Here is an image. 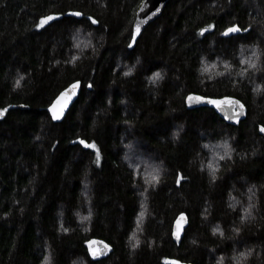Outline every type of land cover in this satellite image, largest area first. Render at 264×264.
<instances>
[{"label": "trees", "instance_id": "trees-1", "mask_svg": "<svg viewBox=\"0 0 264 264\" xmlns=\"http://www.w3.org/2000/svg\"><path fill=\"white\" fill-rule=\"evenodd\" d=\"M142 1L0 0V264H264V0H169L129 50Z\"/></svg>", "mask_w": 264, "mask_h": 264}, {"label": "water", "instance_id": "water-1", "mask_svg": "<svg viewBox=\"0 0 264 264\" xmlns=\"http://www.w3.org/2000/svg\"><path fill=\"white\" fill-rule=\"evenodd\" d=\"M169 0H143L134 19L132 26L131 40L128 49L134 48L138 38L143 31L155 20H157ZM81 90L79 81L70 84L62 90L54 101L47 108V112L53 123L63 121L65 115L76 102ZM185 105L188 110L196 108H210L227 124L236 126L247 116L245 105L238 99L230 96L221 98H208L202 95L191 93L185 98ZM21 105H7L0 107V123L4 121L11 110L20 109ZM187 225V219L184 216L178 217L172 226V237L174 242L179 245L184 230ZM90 255L95 259H104L110 255L112 248L102 240H91L88 242Z\"/></svg>", "mask_w": 264, "mask_h": 264}]
</instances>
